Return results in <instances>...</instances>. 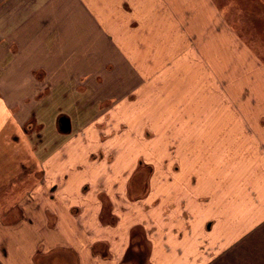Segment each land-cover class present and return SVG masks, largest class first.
<instances>
[{"label":"crops","instance_id":"0c3cea01","mask_svg":"<svg viewBox=\"0 0 264 264\" xmlns=\"http://www.w3.org/2000/svg\"><path fill=\"white\" fill-rule=\"evenodd\" d=\"M222 15L214 0H0V264H118L135 229L146 245L170 217L164 264H264L263 51ZM89 101L75 128L55 106ZM117 107L163 126L133 129L139 144L109 136ZM32 118L42 126L29 131ZM136 143L144 158L125 153ZM184 231L199 234L183 243Z\"/></svg>","mask_w":264,"mask_h":264},{"label":"rangeland","instance_id":"374dc122","mask_svg":"<svg viewBox=\"0 0 264 264\" xmlns=\"http://www.w3.org/2000/svg\"><path fill=\"white\" fill-rule=\"evenodd\" d=\"M214 1L216 3V6L219 7V9L222 11V14H223L222 16L225 17L226 21L228 23H230L231 25L233 23L237 24V26H235V24H234L235 32H237V35H239L240 38L248 44V46L253 50V52H255V53L257 52V47H259L260 51H263L262 54H259V55H260L261 59L264 61V50H263L264 49L263 48L264 47V44H263L264 35L261 34V31H264V0H214ZM10 67L11 66H0V70L1 69L3 70V71H0V77H1L2 72H10ZM74 67L77 69H74ZM74 67H73V71H72L73 78L71 80V84L73 87H75L77 92H79V90H80V86H78L79 78L81 77L83 70L80 71V66H74ZM15 68H17V67H15ZM45 73L46 72H43V70L39 73V75H41V78L44 76L43 74H45ZM121 83H123V85H124L126 82L125 83L121 82ZM61 85L55 87L54 90H52L53 96L41 97V101L38 102L37 107H36L37 111L39 109H42L43 111H45L48 108V106L51 104V101L54 100V98H57V99L59 98V94L65 89ZM123 85L120 87L121 90L123 89ZM73 87H72V89H73ZM39 89H41V88H39ZM45 91H46V89H45ZM45 91L42 92L41 96L43 95V93ZM77 92L73 93V94L78 95ZM86 103H91V102L90 101L89 102H83V103L71 102V103H67V104L62 102V103H57L55 106H58L57 107L58 109L62 108V111L66 112L65 114H67L68 116L69 115L72 116L73 127L75 128V127L80 125V121H81L79 118V115H78V111L80 109V106H82V105L87 106ZM93 105H95V104H93ZM133 105H135L137 107L138 106L144 107V104L142 102H138L136 104L134 103ZM30 107H31V105H30ZM141 107H138V108H141ZM118 111H119V107H117V109H115V112H118ZM136 112L137 113L134 114V117H135L134 119L130 118V116L125 117V115H128V114L124 113V115H123L122 111L115 113V114H119V116H120L119 119L113 118L114 121H111V118L107 119L108 123L110 124V125H108L110 127V128H108L109 136L113 135L114 133H116V131H118L119 135L117 136V138L125 137L126 138L125 140L128 143H132L133 141H135V142H138V144H139V142H141V140L139 139V136L133 132V129L140 130V128H141V130H146V129L153 127V126L159 129L160 127L163 126V125H159V124L161 122H163L164 119L150 118L147 120L146 118H144L145 115H144V113H142V111H141V113H139L138 109H137ZM141 116H143V117H141ZM44 119H47V118H43V121H45ZM41 120L42 119H40L39 121H41ZM30 121H32V123H33L32 125H29L30 124L29 122L25 124L27 127V130H29V131H31V129L32 130L37 129L38 127L42 126V124L38 125L36 123L38 121L36 118H32ZM122 125L125 126V128H126L125 131H124V129L121 128ZM49 126H51V125L49 124ZM148 126H150V127H148ZM172 126H173L172 128H174V130H175V128L177 127V124L172 125ZM47 129H48V127H47ZM167 130L169 132H171L170 129H167ZM41 131H42V129L40 130V133L38 134L39 140L47 139L46 138L47 132L44 133ZM166 138H169L170 141L175 142L174 140L176 138V135L169 133V135H166ZM34 139L37 140V137H35ZM108 141H109V143L107 142L106 144H104V146L106 148L112 146V144H111L112 140L109 139ZM149 141H151L153 143L154 142L159 143V141H160L159 135L158 134L153 135ZM138 144L137 143L133 144V145L128 144L127 150L125 151V153H128V156L129 155H131V156L137 155V156L143 157L144 152L142 150H138L139 149ZM85 147H86L85 143H82V146H78V148H81L82 151H83V149H85ZM91 147L98 149V147H96L95 145H92ZM99 148H101V147L99 146ZM147 152L149 153V151H147ZM68 154H69V159H72V160L76 155H78V153L75 151L68 152ZM158 154H159V151H156L154 149L151 151V156L153 158H155ZM170 157H171L170 159L175 158L173 151H170ZM140 159L142 160V158H140ZM138 162L139 161L137 160V163ZM171 162L172 161L168 162V168L172 167L173 162L172 163ZM89 171H90V169L88 170V173H87L88 176L84 175V173H79L77 171L76 172L78 175L81 176L82 179H87V178H89V174H90ZM77 174L74 173V169H73V171H71V173L69 174L71 180L73 179V176L75 178H79L78 176H75ZM155 182H156V177L154 176L152 183L154 184ZM188 183L191 184V178H189ZM187 185L188 184L186 182V187H187ZM173 187H175L174 184H173ZM163 188H165V186L162 185V189ZM184 199H186L188 201L189 194L184 196ZM176 203H179V205H180V200L178 199L177 195L172 194V198H170V203L168 204L169 205L168 208L171 206L174 207V205ZM146 204H147V200L143 199V202H141V206L138 208L139 214L142 213V210H144V208H146V206H147ZM176 208L179 212L178 214H180V209H179L178 204H177V206L175 208L171 209L172 210L171 216L173 214H175ZM192 210H193L192 208L185 209V211L189 215L190 219H191V216H194ZM136 217L139 218L140 215L136 216ZM106 218H108V217H106ZM169 219H170V221L168 222L169 224L172 220H175V219H172V217H170ZM114 221H115V219H114ZM168 223L167 222L162 223L160 221L159 224H156V226H158V228H159V235H157L155 237L152 234V241L148 242V244H146V245L142 244L143 243L142 237L138 235V232H140V230L136 226L137 229H135L136 231L133 232V234H132L133 236L131 235L129 245H127V247L125 248L126 250L122 252L124 254L122 260L119 263L118 262L117 263L118 264H125L124 263L125 261H129V259H131L132 264H164V259H165L166 253H165V251L162 250L161 245L164 243V241H165L164 239L166 238V236H169L167 238L168 244H169V241L172 239V237H175L174 236L175 235L174 228L171 231L167 230L168 232L162 231L163 228L168 229L170 227V225ZM120 227H123V225H120ZM172 232L174 233V235H172ZM134 234H136V235H134ZM179 234L180 233L178 232V236H179ZM192 234L193 235L186 234V231H184V236H183L182 242L183 243L191 242L190 240L195 239V235L199 234V232L194 231V232H192ZM149 241H150V239H149ZM150 243H151L152 248H153L151 258H150V254H149L151 251L150 246H149ZM204 243H206V242L200 241L199 243L195 244L198 247L197 248L198 250L196 252V254L198 256H206L208 253V247ZM191 244L193 245V243H191ZM99 245L100 244H96L95 248H94L95 252L97 251V253L101 250ZM101 254H102V252H101ZM38 255H39V253H38ZM88 263H85V264H88ZM95 264H100V263H95ZM203 264H208V263L203 261Z\"/></svg>","mask_w":264,"mask_h":264},{"label":"water","instance_id":"95a60500","mask_svg":"<svg viewBox=\"0 0 264 264\" xmlns=\"http://www.w3.org/2000/svg\"><path fill=\"white\" fill-rule=\"evenodd\" d=\"M62 128H63V129H66V130L69 128L68 120H64V121H63Z\"/></svg>","mask_w":264,"mask_h":264},{"label":"flooded vegetation","instance_id":"af4514ba","mask_svg":"<svg viewBox=\"0 0 264 264\" xmlns=\"http://www.w3.org/2000/svg\"><path fill=\"white\" fill-rule=\"evenodd\" d=\"M59 122H61V120H58ZM61 125V124H60ZM136 235V234H135Z\"/></svg>","mask_w":264,"mask_h":264}]
</instances>
